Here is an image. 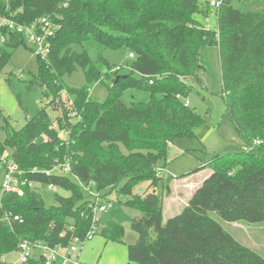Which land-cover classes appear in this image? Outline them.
Segmentation results:
<instances>
[{"label": "trees", "instance_id": "obj_1", "mask_svg": "<svg viewBox=\"0 0 264 264\" xmlns=\"http://www.w3.org/2000/svg\"><path fill=\"white\" fill-rule=\"evenodd\" d=\"M205 7L210 8L197 0H0V17L25 26L48 17L60 26L48 60L38 59L37 80L31 86L51 95V110L65 91L81 116L66 141L51 130L53 116L47 108L20 130L3 117L0 157L10 149L9 160L25 178L54 185L70 196L57 195L56 206L47 207L40 193L28 187L24 196L5 192L0 198V264H6L23 240L66 245L72 236L67 231L71 222L74 234L85 238L92 210L83 203V191L70 177L45 173L55 158L65 157L79 181L95 182L107 198L116 191L118 204L141 213L132 224L138 239L129 246L130 261L264 264L260 254L209 215L216 213L229 223L264 222V0H224L217 10L215 31L196 20ZM27 44L22 34L8 35L0 46V74L13 52ZM208 46L220 50L227 112L246 150L215 156L203 168H209L210 175L182 211L164 222L155 170L166 165L172 146L182 139H196L204 124L184 100L190 93L186 80L200 81L205 68L199 55ZM106 50L134 55L126 63L130 68L126 75L109 65L103 57ZM101 62L108 67L106 77L114 78L107 99L97 102L90 90L102 81ZM77 69L84 74V87L63 81ZM128 91H145L150 100L127 105L122 99ZM42 135L46 141L38 142ZM34 169L37 172L31 173ZM147 183L142 195L133 194ZM100 232L116 242L125 236L124 226L113 221Z\"/></svg>", "mask_w": 264, "mask_h": 264}, {"label": "rangeland", "instance_id": "obj_2", "mask_svg": "<svg viewBox=\"0 0 264 264\" xmlns=\"http://www.w3.org/2000/svg\"><path fill=\"white\" fill-rule=\"evenodd\" d=\"M201 12L196 20L207 29L215 31L217 29V10L205 7L201 9ZM74 49L80 50L79 48ZM103 57L111 67L123 66L118 71L120 75L128 73L129 70L125 69L124 65L131 59L125 51L106 50L103 52ZM199 61L205 69L200 75V81L186 80L190 87V93L186 100H188L189 106L204 120V124L198 129L196 139L178 141L170 149L166 165L160 166L163 170L161 177L158 178V194L163 198L164 222L182 211L181 208L177 209L182 203L172 202L174 196L171 195L174 183L171 182L169 189L164 188L163 183H169L171 179L180 182L179 186H176L175 192H179L178 196L186 199L188 194H184L183 190L189 192L193 189V185H185V183L189 181L198 182L205 177V174L211 172L209 168H205L207 172L197 176L190 177L192 175L186 176L187 174L198 168L201 171L205 170L203 168L217 155L235 154L246 150L227 112L219 48L216 46L204 47L200 52ZM98 70L102 75V81L92 85L90 95L93 100L104 102L108 97L109 88L113 85L114 76L109 74L110 77H106L109 71L104 62L98 64ZM38 71L39 63L34 47L27 44L20 46L13 52L9 63L1 72L0 143L5 140L3 117L8 120L13 128L20 130L26 121L36 116L42 108H47L53 116L51 130L58 133L59 138L68 139L69 132L74 129V125L80 116L73 117L77 111H74L68 103L67 93L65 91L59 93L56 105L51 110L48 105L52 98L51 95L47 97L46 90L40 86H31L37 80ZM63 81L69 86L78 88L86 85L84 74L80 69H77L72 76H64ZM61 99L63 102H60ZM122 100L127 105L133 102L146 103L150 100V94L145 91H128ZM62 125L68 130L62 129ZM42 141H46L43 135L38 139V142ZM10 155L11 150L5 149L0 157V198L5 193L2 185L6 170L13 162L9 160ZM220 163L223 161L220 160ZM181 176L185 177L182 178ZM146 187L145 184L137 187L133 194L142 195ZM37 191L47 207L56 206L57 195L70 196L69 192L60 188L58 194H55L50 185L45 184L37 186ZM106 199L108 198L106 197ZM109 199L113 201V205L101 216L99 229H103L110 221H113L124 226L125 236L121 242H116L108 240L101 235V232L96 234L81 246V260L84 264H139L130 261L128 249L138 239V234L132 230V224L137 222L135 220L140 218L141 213L131 210L124 204H118L116 191L112 192ZM126 199L122 198L123 201ZM176 205L179 206L176 207ZM209 215L238 242L256 251L264 258V222L237 221L229 223L221 219L216 213L211 212ZM36 252L42 255L41 251ZM9 258H15V255L12 254Z\"/></svg>", "mask_w": 264, "mask_h": 264}, {"label": "built area", "instance_id": "obj_3", "mask_svg": "<svg viewBox=\"0 0 264 264\" xmlns=\"http://www.w3.org/2000/svg\"><path fill=\"white\" fill-rule=\"evenodd\" d=\"M197 1L214 10H218L222 6L224 0ZM59 28L60 26H58L53 19L48 17L39 18L29 26L19 24L14 20L5 17H0V46L6 43L8 35L12 33L22 34L27 39V43L34 47L38 59L47 61L52 46V39L56 36V32ZM129 58L133 59L134 55L130 54ZM121 67L123 68V66H117L114 71L121 70ZM126 67L127 70H130L128 66ZM150 83H152V81H150ZM178 98L180 99V96H178ZM184 102L187 106L189 105L188 100H184ZM68 103L71 107H73L69 98ZM74 114L75 115H73V117L76 118L79 113L75 112ZM79 118H81V116ZM62 140L66 141L68 139ZM162 170L163 169L161 167H158L155 170L156 177H161ZM36 172L37 169H34L31 173ZM45 173L70 177L78 183L84 194L83 203H86L88 208L92 210V222L90 229L86 233L85 238H81L74 234V223L71 222L67 225V231L72 234L69 242L66 245L60 244L55 247H51L42 241L31 243L23 240L14 254L15 258L7 260L6 264H28L30 260H35L36 262H40V264H84L80 256L81 246L88 240H91L96 234L100 233L101 230L99 229V224L101 216L113 205V201L106 199L105 192L97 190L95 182L91 181L88 184L82 183L72 174L71 160L67 157L63 159L55 158L53 160L52 169L45 171ZM40 185L42 184L39 182L30 181L25 178L24 172L19 171L17 165L12 162L6 170L2 187L6 193H14L18 196H24L25 187L37 191V186ZM50 188L53 193L58 194V187L50 185ZM5 220L7 221L8 217H5ZM14 220L19 221V218L15 217ZM36 251H41L42 255L38 254Z\"/></svg>", "mask_w": 264, "mask_h": 264}, {"label": "crops", "instance_id": "obj_4", "mask_svg": "<svg viewBox=\"0 0 264 264\" xmlns=\"http://www.w3.org/2000/svg\"><path fill=\"white\" fill-rule=\"evenodd\" d=\"M126 64V63H125ZM127 65V64H126ZM126 65H125V67H126ZM125 69H127V67L125 68ZM172 147H174V146H172ZM171 147V148H172ZM203 172H207V169H205V170H203V171H200V172H198V173H196V174H193L192 176H190V177H193V176H197V175H199L200 173H203ZM211 172V171H210ZM210 175V173L208 174H205V177L204 178H202V180H199L198 182L196 181V182H191V181H189V182H186L185 183V185H193V189L191 190V191H189V192H185V190H183V193L184 194H188L187 195V198L185 199V198H182V197H179L178 196V193L179 192H175V189H176V186H179V184H180V182H177V181H174V179H171L170 180V182L169 183H166V184H164L163 183V186H164V188H166V189H169L170 187V184H171V182H173L174 183V189H173V193H172V197L174 196V199H172V200H170V201H172V202H175L176 204H177V202H181L182 204H181V206H179V205H176V207L177 206H179L177 209H183V207L184 206H186V204L188 203V201L191 199V197H192V195L194 194V192L196 191V189H198L199 187H200V185L202 184V182L208 177ZM195 178V177H194ZM182 179V178H181ZM180 180V179H179ZM161 183H162V181H161ZM146 186H148V183L147 184H145ZM157 189H158V187H157ZM156 189V192H157V194H158V191H159V189L157 190ZM159 195V194H158ZM108 199H109V197H108ZM110 200V199H109ZM175 206V205H174ZM164 209V208H163Z\"/></svg>", "mask_w": 264, "mask_h": 264}, {"label": "water", "instance_id": "obj_5", "mask_svg": "<svg viewBox=\"0 0 264 264\" xmlns=\"http://www.w3.org/2000/svg\"><path fill=\"white\" fill-rule=\"evenodd\" d=\"M135 223H137V222H135Z\"/></svg>", "mask_w": 264, "mask_h": 264}]
</instances>
